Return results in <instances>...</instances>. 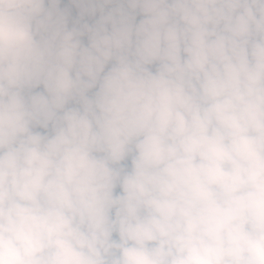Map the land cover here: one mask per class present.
I'll return each instance as SVG.
<instances>
[{
  "label": "clouds",
  "instance_id": "clouds-1",
  "mask_svg": "<svg viewBox=\"0 0 264 264\" xmlns=\"http://www.w3.org/2000/svg\"><path fill=\"white\" fill-rule=\"evenodd\" d=\"M0 264H264V0H0Z\"/></svg>",
  "mask_w": 264,
  "mask_h": 264
}]
</instances>
